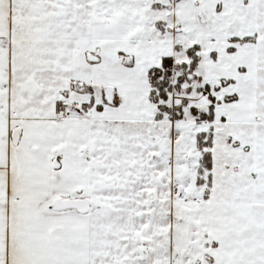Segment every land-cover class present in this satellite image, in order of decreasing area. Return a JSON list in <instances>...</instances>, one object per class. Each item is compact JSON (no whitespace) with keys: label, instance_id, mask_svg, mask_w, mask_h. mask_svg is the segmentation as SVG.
<instances>
[{"label":"snow or ice","instance_id":"1","mask_svg":"<svg viewBox=\"0 0 264 264\" xmlns=\"http://www.w3.org/2000/svg\"><path fill=\"white\" fill-rule=\"evenodd\" d=\"M0 264H264V0H0Z\"/></svg>","mask_w":264,"mask_h":264}]
</instances>
